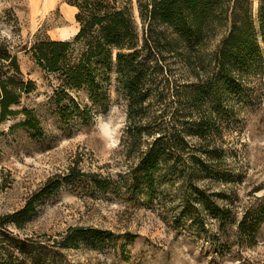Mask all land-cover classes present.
<instances>
[{
	"label": "rangeland",
	"instance_id": "374dc122",
	"mask_svg": "<svg viewBox=\"0 0 264 264\" xmlns=\"http://www.w3.org/2000/svg\"><path fill=\"white\" fill-rule=\"evenodd\" d=\"M72 3L0 0V37L6 38L16 53L22 78L34 82V89L14 108L28 109L38 120L36 130L16 125L24 119L20 113L0 121L2 243L7 244V236L29 238L37 246L34 250L49 258V246L68 228L93 227L103 230V236L111 232L117 238L80 239L75 247L57 248L53 254L57 264H264V219L247 239L236 226L244 210L264 194V47L259 39L258 0H253L251 16L262 55L235 73L232 87L221 88L219 104L207 110L211 118H203L202 136L186 137L185 159L192 155L202 163L184 162L176 153L174 182H160L152 200L140 194L132 196L125 185L136 155L128 156L120 144L127 104L117 90L115 52L107 61L95 60L94 90L101 101L83 115L84 103H92L87 89L61 91L63 73L43 70L27 51L37 38L73 40L79 24ZM131 7L139 23L136 0H131ZM222 32L223 27L218 28L209 48ZM72 48L66 60L69 64L76 60L81 46L72 43ZM166 60L173 76L183 80L177 56L166 53ZM185 119L164 120L173 129ZM71 168L72 177L65 181ZM187 169H196L195 184L227 196L216 199L235 211L234 219L223 228L207 213V232L196 234L189 229V218L173 227V215L179 210V176ZM163 172V167L156 171L159 180ZM91 174L107 188L92 185ZM55 180L61 181L56 190L34 198L36 212L23 228L4 221L7 214ZM125 232L133 235V241H125Z\"/></svg>",
	"mask_w": 264,
	"mask_h": 264
},
{
	"label": "trees",
	"instance_id": "16d2710c",
	"mask_svg": "<svg viewBox=\"0 0 264 264\" xmlns=\"http://www.w3.org/2000/svg\"><path fill=\"white\" fill-rule=\"evenodd\" d=\"M72 4L77 8L75 20L79 24L73 40L37 38L27 51L43 70L63 73L61 91L87 89L92 103L90 106L84 103L83 115H88L93 104L101 101L100 93L94 90L95 60L107 61L115 52L117 90L127 104L120 144L128 156L136 155L125 185L132 196L140 194L152 200L160 182L169 185L174 182L176 153L182 155L184 162L202 163L192 155L185 159L182 152L189 147L186 137L202 136L203 118H211L207 110L219 104L221 88L232 87L235 73L262 55L251 16L253 0H136L139 23L131 0H73ZM257 18L259 39L264 47V0H258ZM222 27L221 36L209 48L210 40ZM72 43L81 48L76 60L69 64L66 60L73 50ZM166 53L179 59L183 80L173 76ZM33 89L34 82L22 78L10 42L0 37V121L20 113L24 119L16 125L36 130L38 120L32 112L14 108ZM170 104L175 107L167 109ZM166 118L188 119L172 129ZM162 167L164 172L159 180L155 173ZM73 172L71 168L63 179H71ZM195 173L196 169H187L179 176L176 192L179 210L173 215V227L189 218V229L196 234L207 232L204 216L207 213L218 221L221 229L234 219L235 211L231 205L216 201L219 197L227 198L223 192L208 191L209 187L195 184ZM96 176L91 174L90 182L105 190L107 184ZM60 184L61 181L55 180L43 187L19 209L7 214L4 221L23 228L36 212L34 198L56 190ZM263 219L264 194L244 210L236 226L247 239ZM103 233L93 227H70L49 246V258L34 250L37 246L31 239L7 236V244L0 239V249L4 248L0 250V258L5 257L4 264H57L53 256L57 248L75 247L80 239L117 238L111 232L106 236ZM122 237L127 242L134 239L128 232Z\"/></svg>",
	"mask_w": 264,
	"mask_h": 264
}]
</instances>
